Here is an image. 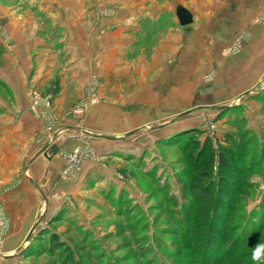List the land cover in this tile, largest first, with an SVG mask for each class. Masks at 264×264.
Returning <instances> with one entry per match:
<instances>
[{
	"label": "rangeland",
	"instance_id": "rangeland-1",
	"mask_svg": "<svg viewBox=\"0 0 264 264\" xmlns=\"http://www.w3.org/2000/svg\"><path fill=\"white\" fill-rule=\"evenodd\" d=\"M212 1L229 3L0 0V67L11 32L42 41L24 47L19 95L38 156L60 151L0 264H259L264 17H204Z\"/></svg>",
	"mask_w": 264,
	"mask_h": 264
},
{
	"label": "crops",
	"instance_id": "crops-1",
	"mask_svg": "<svg viewBox=\"0 0 264 264\" xmlns=\"http://www.w3.org/2000/svg\"><path fill=\"white\" fill-rule=\"evenodd\" d=\"M206 6L208 9L204 17H214V14H218V17H264V0H229L226 5L222 4L220 15L213 10V1ZM257 30L260 29L257 28ZM11 34L15 42L13 41L11 48L8 47L9 52L6 46L2 48L3 62L5 59L11 63L6 67H0V76L2 80L5 78L4 81L12 92V94L0 96V205L6 217L4 254L14 253L35 224L39 213L36 207L37 196L34 182L47 186L50 181L49 172L59 171L55 161H58L60 152L56 149V151L49 150V154L44 153V155L47 154L45 161L38 156L41 146L37 137L38 130L25 124L28 116L24 113L26 111L21 103L22 101L26 103L27 99L19 95L21 86L19 84L22 82L20 74L25 68V63L21 62L22 54L29 53L25 48L35 49L37 45H42L40 44L42 41L38 39V41L28 42L26 39L35 36L30 29L16 30ZM21 37L26 41H20ZM65 37L68 38V35ZM36 41L38 44L35 43ZM47 64L50 66L54 64L53 57H50ZM260 67L259 71H261Z\"/></svg>",
	"mask_w": 264,
	"mask_h": 264
},
{
	"label": "water",
	"instance_id": "water-1",
	"mask_svg": "<svg viewBox=\"0 0 264 264\" xmlns=\"http://www.w3.org/2000/svg\"><path fill=\"white\" fill-rule=\"evenodd\" d=\"M176 17L178 19L180 26L182 27L189 26L194 22V17L192 13L184 6L177 7ZM45 156H47V154H45Z\"/></svg>",
	"mask_w": 264,
	"mask_h": 264
},
{
	"label": "clouds",
	"instance_id": "clouds-1",
	"mask_svg": "<svg viewBox=\"0 0 264 264\" xmlns=\"http://www.w3.org/2000/svg\"><path fill=\"white\" fill-rule=\"evenodd\" d=\"M251 260L264 264V243H258L251 251Z\"/></svg>",
	"mask_w": 264,
	"mask_h": 264
},
{
	"label": "built area",
	"instance_id": "built-area-1",
	"mask_svg": "<svg viewBox=\"0 0 264 264\" xmlns=\"http://www.w3.org/2000/svg\"><path fill=\"white\" fill-rule=\"evenodd\" d=\"M6 228V217L5 213L0 205V251L4 243V231Z\"/></svg>",
	"mask_w": 264,
	"mask_h": 264
},
{
	"label": "trees",
	"instance_id": "trees-1",
	"mask_svg": "<svg viewBox=\"0 0 264 264\" xmlns=\"http://www.w3.org/2000/svg\"><path fill=\"white\" fill-rule=\"evenodd\" d=\"M225 156H226V157H227V156L229 157V155H225ZM225 159H226V158H224V161H222V164L226 166V165H227V159H226V161H225ZM261 225H262V223H260V226H261ZM258 228H261V227H258ZM52 240H53V239H52ZM53 246H54V247L57 246V247L59 248V250H62V251H64V249H65V246L60 245V243H54V242H53Z\"/></svg>",
	"mask_w": 264,
	"mask_h": 264
}]
</instances>
